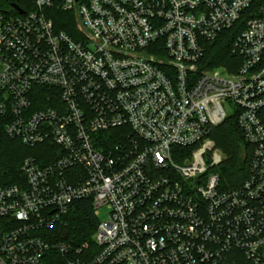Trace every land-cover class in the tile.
I'll use <instances>...</instances> for the list:
<instances>
[{
	"label": "built area",
	"instance_id": "obj_1",
	"mask_svg": "<svg viewBox=\"0 0 264 264\" xmlns=\"http://www.w3.org/2000/svg\"><path fill=\"white\" fill-rule=\"evenodd\" d=\"M230 117L251 155L224 188ZM0 132L42 150L0 187V264H264V0H0ZM79 201L109 211L92 244L62 239Z\"/></svg>",
	"mask_w": 264,
	"mask_h": 264
},
{
	"label": "trees",
	"instance_id": "obj_2",
	"mask_svg": "<svg viewBox=\"0 0 264 264\" xmlns=\"http://www.w3.org/2000/svg\"><path fill=\"white\" fill-rule=\"evenodd\" d=\"M59 16L57 28L75 36L72 28V25L75 26L74 19L66 14H59ZM241 30L242 27L236 26L234 29L223 32L217 41L208 44L206 57L209 67L215 68L226 65L231 58L232 41ZM210 138L224 155L222 163L215 169L219 175L220 184L224 188L240 186L249 174L251 148L246 143L236 118L230 117L223 124L213 129ZM39 149L26 148L20 142L11 140L0 132V187L14 184L15 179L21 177L19 168L24 158L32 156L30 155L31 151H38ZM2 221L0 219V223ZM65 222L66 227L62 229L64 241L74 245H80L84 242L93 243V235L99 220L94 214L90 201L74 203L65 217ZM236 264L251 263L239 255Z\"/></svg>",
	"mask_w": 264,
	"mask_h": 264
},
{
	"label": "rangeland",
	"instance_id": "obj_3",
	"mask_svg": "<svg viewBox=\"0 0 264 264\" xmlns=\"http://www.w3.org/2000/svg\"><path fill=\"white\" fill-rule=\"evenodd\" d=\"M229 112H231V111L229 110ZM40 154H42V150L31 151L30 155L36 156V155H40ZM108 214H109V211L106 207L100 208L96 211V216L100 222H104L105 220H107ZM2 227H3V225H2V223H0V232L2 230ZM238 259H239V255L233 256L232 259L229 261V264H236Z\"/></svg>",
	"mask_w": 264,
	"mask_h": 264
}]
</instances>
